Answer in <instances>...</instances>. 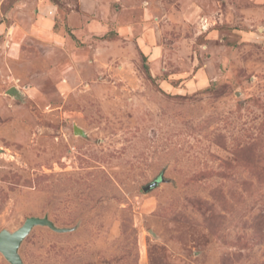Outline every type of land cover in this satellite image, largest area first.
Instances as JSON below:
<instances>
[{
	"label": "rangeland",
	"instance_id": "rangeland-1",
	"mask_svg": "<svg viewBox=\"0 0 264 264\" xmlns=\"http://www.w3.org/2000/svg\"><path fill=\"white\" fill-rule=\"evenodd\" d=\"M44 215L24 264H264V0H0V231Z\"/></svg>",
	"mask_w": 264,
	"mask_h": 264
},
{
	"label": "water",
	"instance_id": "water-1",
	"mask_svg": "<svg viewBox=\"0 0 264 264\" xmlns=\"http://www.w3.org/2000/svg\"><path fill=\"white\" fill-rule=\"evenodd\" d=\"M7 92L12 94V92H14V87ZM75 132L81 133L80 129L77 127H75ZM157 183L158 181H153L147 184L144 187V190L152 188ZM37 225L47 226L56 232H66L69 230V228L56 226L47 215L29 216L24 220L23 224L14 231L2 229L0 231V252L10 264H24L19 255L18 249L23 239L28 235L32 228Z\"/></svg>",
	"mask_w": 264,
	"mask_h": 264
}]
</instances>
